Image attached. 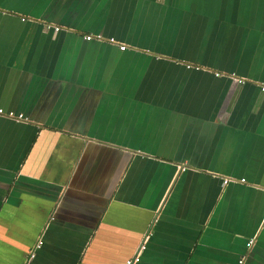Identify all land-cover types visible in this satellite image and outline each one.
<instances>
[{
    "label": "crops",
    "instance_id": "crops-1",
    "mask_svg": "<svg viewBox=\"0 0 264 264\" xmlns=\"http://www.w3.org/2000/svg\"><path fill=\"white\" fill-rule=\"evenodd\" d=\"M0 108V264H264V0H0Z\"/></svg>",
    "mask_w": 264,
    "mask_h": 264
},
{
    "label": "built area",
    "instance_id": "built-area-1",
    "mask_svg": "<svg viewBox=\"0 0 264 264\" xmlns=\"http://www.w3.org/2000/svg\"><path fill=\"white\" fill-rule=\"evenodd\" d=\"M58 29V27L56 28ZM92 36L91 35H87V39H91ZM121 48L124 49L125 48V45H121ZM0 114L2 115H6V116H9V117H13V118H18V119H21L22 118V114H16L14 113L13 111H4V109L0 108ZM253 244V240L249 241L248 245H252ZM35 253L34 252H31L30 256H29V259H32L34 257ZM138 260V256L132 258V259H129L127 260V264H134L135 261ZM28 263H29V260H28ZM243 263V259L241 258L239 260V263L238 264H242Z\"/></svg>",
    "mask_w": 264,
    "mask_h": 264
}]
</instances>
